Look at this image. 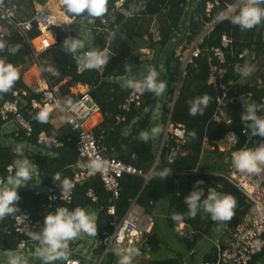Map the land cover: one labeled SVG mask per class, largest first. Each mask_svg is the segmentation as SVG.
Listing matches in <instances>:
<instances>
[{
  "label": "trees",
  "instance_id": "1",
  "mask_svg": "<svg viewBox=\"0 0 264 264\" xmlns=\"http://www.w3.org/2000/svg\"><path fill=\"white\" fill-rule=\"evenodd\" d=\"M32 1L19 0L17 3L20 5L22 2H26L32 6ZM36 1L41 5L46 3V0ZM116 1L107 0L106 12L102 16L96 17L93 26L89 29L91 33L89 40L83 38L82 35H77L72 29L65 32L61 27H52L51 32L55 42L50 49L55 51L62 77L71 84L86 86L100 108L103 123L94 131V134L96 137H102V144L106 149L105 156L130 164L144 173H147L156 162L154 172L157 175L146 183L142 177L123 176L119 180L118 199L114 201L117 218L123 216L133 201L148 214H152L151 210L158 202H167V227L170 231V240L158 235L156 225L154 233L147 238L141 248V251L148 253L150 259L147 261L137 260L135 264H195L198 254L192 253L194 245L201 238V235L209 236L211 234L212 225L215 222L211 220L210 214L204 212L203 209L198 210L195 216L188 215L183 197L189 191L193 190L194 187H200L205 189L206 194L207 188H213L218 192L230 193L234 196L236 200L234 215L231 220L224 221V234L240 226L248 215L249 204L244 196L227 181L224 171L219 170L221 163L210 161L212 157H217L218 160L222 161L224 156L228 154L219 152L214 143L222 139L231 130L239 134L244 125L240 119V114L243 111L245 101L257 104L259 106L258 114L264 115V102H262L264 100V77L261 78L262 85L259 86L256 81L252 82V79L249 78L250 71L246 75H243L242 72L250 50L255 52V60L264 54V19L248 29L231 23L227 18L220 20L202 38L198 45V56L185 65L184 74L179 80L176 97L173 100L175 85L182 66L180 56L176 55L174 49L163 61L162 68H159L158 59L155 60L154 58L156 52L161 55L166 51L173 35L178 31L179 24L186 13V7L189 6V0H124L119 9L114 6ZM211 1L213 0H199L191 12L187 13L188 31L185 36L187 45L201 34L205 24L217 20L226 11L227 6L234 5L238 0H218V6H215L209 16L206 17L204 8L206 3ZM0 2L6 6L14 3H6V0H0ZM259 7L264 8V0H261ZM19 12L20 9L17 10L16 14L18 20H20L18 18ZM85 15L87 14L82 13L75 16L79 18ZM145 17L151 19V28L155 30H158L159 27L162 28V21H165L164 29L158 33L156 41H152L150 37L146 39L145 33L137 31ZM101 18L105 20V23L101 22ZM118 32L121 33L120 42L124 41L126 46L124 45L116 55L109 56L103 72L99 73L95 68H84L81 73H77V67L81 65L77 59L79 53L89 48L106 51L111 39ZM26 35L32 39L37 35V31L34 28ZM223 35L229 36L233 43L232 53L225 52L226 63L224 67L227 66V72L221 82L226 86L224 97L221 95L219 85L214 87L208 84L210 66L207 60L210 48L219 46ZM67 36L83 39L85 49L78 50L76 54L66 52L63 47V40ZM142 48H145L146 51H152V56L149 57L146 52H142ZM184 51L186 48L181 49V52ZM239 55H243V58L238 59ZM28 60L34 59L23 37L9 24L1 22L0 61L24 68ZM229 63L230 65H228ZM147 66L156 67L155 70L159 73L158 79L167 82L164 92L155 95L153 92L145 90L142 92L141 106L138 109H133V107L128 111L119 109L129 93L135 89L126 86L123 81L129 79L141 81L149 69ZM45 71L47 72V70ZM47 76L51 80L50 75L47 74ZM63 83L62 81L59 82V90L61 88V94L67 96L70 92L68 90L69 84L63 85ZM12 90L27 92V96L21 97L19 111L24 119L29 122L31 133L27 137L25 131L18 128L17 137L10 133L6 135L8 138H5L10 139L11 143L29 144L36 148L37 151L23 149V155L32 161L37 168L41 188H53L55 185L60 187L64 180L71 181L76 172V166L80 162L75 146L76 132L67 125L55 129L49 114L45 122L37 121L34 118L35 113H30L28 106L29 100L34 96L20 76L9 91L0 92V105L13 99ZM203 95L209 98L207 107L203 109L202 113L190 115V102L193 98ZM171 103L172 107L169 110ZM157 108L159 109L161 125L165 123L169 115L171 121L183 124L186 128L185 143L171 164L167 162L166 158L173 146L172 141L165 144L158 159H156L161 134L149 136L146 142L141 141L139 136L142 131L147 132L150 128L153 113ZM229 121L230 123H228ZM42 132L62 142V147L53 148L50 144L38 145L37 137ZM68 138H71V141L68 142ZM238 138V147H241L243 139L240 135ZM262 140L264 141V137ZM10 144H0V179L2 180L7 178V167L16 158V153L13 151L15 147ZM204 145H207L208 148H204ZM165 173L167 174L164 176ZM54 174L59 175V181L52 180ZM197 181H203V183L197 185ZM17 191L19 195V200L16 202L17 207L28 212L40 227L43 216L48 211L49 203L45 198L36 196L32 190L19 187ZM88 191L93 192L96 202L87 196ZM110 201V195L105 192L101 182L96 177L82 185H75L72 202L67 207L80 206L96 212L98 214L97 232L110 233L112 228L109 224L114 219L106 214V208L110 205ZM60 205L66 206L59 203L52 206ZM177 215H180L181 218L176 219ZM197 222H204L205 226L200 228ZM179 223L186 226L183 225L182 230H177L176 235L188 242L195 239L192 246L181 244L182 242L175 237L174 230ZM196 236L198 237L196 238ZM19 241L20 236L13 232L10 216L0 217V253L16 251ZM100 254V250L96 251L97 256ZM217 255L216 246L214 243L210 244L209 249L202 254L198 264L214 263ZM263 257L264 251L254 257L249 264H257ZM111 260L112 256L101 264H109ZM32 264H44V261L39 259L37 262L32 261ZM51 264L59 263L52 261Z\"/></svg>",
  "mask_w": 264,
  "mask_h": 264
},
{
  "label": "built area",
  "instance_id": "2",
  "mask_svg": "<svg viewBox=\"0 0 264 264\" xmlns=\"http://www.w3.org/2000/svg\"><path fill=\"white\" fill-rule=\"evenodd\" d=\"M18 1L19 0H15L13 4L8 6L0 2V29L1 22H6L13 27V29H15L26 42V46L32 54L34 63L38 68H41L38 56L50 49L54 44V42L49 39V33L52 34L51 28H63L58 17L59 15L67 14L63 7V0H55L57 12L40 9L35 11L31 18L26 20H18L16 18L17 10L20 9L17 3ZM198 1L199 0H189V6L186 7V13L179 24V32L176 34V37L179 39L184 38V42H186L185 36L188 31L187 13L191 12ZM123 2L124 0H117L114 3L115 8L119 9ZM242 2L243 0H238L234 5L227 6L226 11L222 13L220 17L222 15L227 17L232 16ZM218 4V0L207 2L204 8L205 16L208 17L212 9L215 6H218ZM220 17L215 21L205 24L201 34L189 44V51L185 56L184 61L182 62L180 58L182 66L179 70L177 79L183 76L185 65L198 56V45L201 43L202 38L206 36L220 20H222ZM69 18L70 20L68 24L75 27L73 31L77 33V35H82L83 38L89 40L91 38L89 29L93 26L96 17L85 15L80 18H75L74 16ZM50 19H54L55 23H49ZM101 22L105 23V20L101 18ZM79 24H82V27H80ZM34 28L37 31V35L30 39L27 37L26 33ZM172 42H174V39ZM232 44V39L227 35H223L220 39L219 46L210 48L209 55L207 56L210 66L208 84L213 85L214 87L219 85L223 97L226 92V86L221 82L227 72V66L224 67L226 63L225 52L228 51L232 53ZM181 49L182 48H180V51ZM176 55L179 56V54ZM242 58L243 55L238 56V59ZM256 61L255 52L250 50L243 65V75H246L245 73H248L249 69L251 70ZM228 65H230V63ZM95 69L97 72L102 73V64L95 67ZM83 70L84 67L81 65L77 67V73H81ZM123 83H125V80ZM178 83L179 82L177 81L173 100L176 97ZM256 83L261 86V79L256 80ZM29 90L34 96L28 102L30 113L36 114L44 107L49 109V115H51L56 109H61L63 111L65 115L64 124L69 126L72 131L76 132L75 146L80 162L76 166V172L73 174L71 181H69L72 187L68 191H63L62 185L60 187L55 185L53 188H41L39 185L38 170L35 166L34 180H30L21 188L32 190L36 196L45 198L49 203L47 210L54 211L56 208L52 206L54 204L56 205L59 203L66 206L71 204L75 185H82L91 178L97 177L101 182L103 189L110 195L111 199L110 205L106 208V214L114 218L109 224L112 228L110 233L96 232V236L82 233L77 238L68 242L67 256L55 261L59 264H101L112 256V260L109 264H119V257L115 254L116 248L135 249V252L132 255L131 264H135L137 260H149L150 257L148 253L141 251V248L147 238L154 233L157 223L156 216L146 213L142 207L133 201L123 216L117 218L114 201L118 199L119 180L123 176L129 175L142 177L146 183L152 177L157 175L154 172L156 162H154L152 168L147 173H144L130 164L105 156L106 149L102 144V137H96L94 134V131L103 123V115L86 86L82 91L74 92L71 100L65 101L60 95L59 86L54 84L47 74L42 73L39 81L32 85V87H29ZM11 95L13 98L11 101L3 102L0 105V121L2 123L0 125L1 145L10 144L11 141L10 139H7L8 137L6 135L13 133L14 136L17 137L18 128H22L27 137L31 133L29 122L24 119L19 111L21 97L27 96V92L12 90ZM141 96L142 92L133 89L119 109L125 111H128L131 107H133V109H138L141 106ZM262 102H264V100H262ZM171 107L172 103L169 105L168 109L171 110ZM152 128H157L159 130L155 135L161 134L156 159H158L160 151L165 144L168 143V141L173 142V146L166 158L167 162L171 164L176 154L180 152L181 147L185 143V126L171 121L169 115L167 116L165 123L161 125L159 109L157 108L153 113L152 124L147 131L150 137L155 136L151 133ZM243 128H245L244 125L242 129ZM242 129L239 131V134L232 130L229 131L222 139L215 142L214 146L219 152L228 153L231 160V171L225 176V178L244 196L246 202L249 204V211L245 221L233 231H230L229 236L228 233L224 234V221H217L218 227L215 231H218L219 233L221 228H223V230L217 239V242L214 244L218 250L217 259L214 263L209 264H249L254 257L264 251V164L260 165V170L258 172L249 173L247 171L237 170L232 163V153L234 151L239 150L242 147L255 148L258 143H264V141L262 140L263 137L250 136L246 130L242 132ZM230 134H235L236 136V142L234 144L227 139ZM238 135L243 139V145L241 147H238ZM67 141H71V138H68ZM36 142L38 145L50 144L53 148L62 147V142L52 136L46 135L44 132L38 135ZM10 145L16 147L18 144L11 143ZM204 148H208V146L204 145ZM23 149L37 151L36 148L29 144H24ZM7 172L8 176L12 174L8 167ZM59 179L60 177L58 174L53 175L54 181L57 182ZM87 196L91 198L93 202H96V197L92 191H88ZM17 208V213L9 215L12 220L13 232L20 236L17 250L0 254L19 256L21 258V264H25V262H28L29 260L37 262L41 259L36 254V249L40 247V244L38 241L32 240L29 233L38 231L39 226L34 222L28 212L21 210L19 207ZM87 211L95 217V221L97 222L98 214L90 210ZM181 225L183 224L179 223L175 227V234ZM189 230H191V228H189ZM134 232L135 235H133ZM197 234L199 235L198 232ZM226 236L228 238H226ZM197 237L198 236H196V238ZM177 238L186 246H192V244L195 243V239L192 242H188L178 236ZM224 239H228V241L226 242ZM99 250L101 251V254L97 256L96 251ZM257 264H264V257L260 259Z\"/></svg>",
  "mask_w": 264,
  "mask_h": 264
},
{
  "label": "clouds",
  "instance_id": "3",
  "mask_svg": "<svg viewBox=\"0 0 264 264\" xmlns=\"http://www.w3.org/2000/svg\"><path fill=\"white\" fill-rule=\"evenodd\" d=\"M260 2L261 0H243L234 15L231 17L222 15L220 18H227L231 23L244 29L252 28L264 19V8L259 7ZM106 4L107 0H63V7L67 12L64 15L66 16L64 23L69 22V17L77 18L75 15L82 13H86L89 17H100L106 12ZM49 23H55V20L50 19ZM49 39L55 42L51 33H49ZM63 47L66 52L76 54L78 50L85 49V41L76 36H67L63 40ZM110 55L104 50L89 48L80 52L77 59L82 67L95 68L101 64L106 65ZM155 69L156 67L154 69L149 68L141 81L129 79L125 81V85L140 92L147 90L155 95H160L164 92L166 83L158 79L159 73ZM18 75V69L13 64L0 61V92L9 91L18 79ZM208 100L206 95L193 98L190 102L189 114L202 113L203 109L207 107ZM258 109L259 106L254 102L245 101L243 103L240 119L245 128L242 129V132L246 130L250 136L264 137V115L258 114ZM48 112L47 107L41 108L34 118L39 122H45L48 118ZM158 131L157 128L151 129L153 135ZM139 136L141 141L146 142L149 139V134L146 131H142ZM235 137V134H230L227 139L234 144L236 142ZM13 151L16 153V158L8 165L12 174L6 179L0 180V217L17 213L16 202L19 200L17 189L25 186L30 180L33 181L36 170L33 162L23 155L22 144H18ZM232 163L237 170L249 173L258 172L260 165L264 164V143H258L255 148L242 147L234 151ZM202 183L203 181L196 182L197 185ZM71 187L72 185L68 180L63 181V191H68ZM183 201L187 206L188 215L195 216L198 210L203 209L216 221L231 220L236 206V200L232 194L221 193L213 188H207L205 194V189L194 187L183 197ZM175 218L180 219L181 216L177 215ZM96 232L95 217L85 208L80 206L68 208L60 205L54 211H46L39 230L31 232L29 235L32 240L38 241L40 244V247L36 249V254L44 261V264H51L52 261L67 256L70 240L77 238L82 233L96 236ZM134 252L135 249L133 248L115 249V254L119 257V264H131ZM9 264H21V258L10 255Z\"/></svg>",
  "mask_w": 264,
  "mask_h": 264
},
{
  "label": "rangeland",
  "instance_id": "4",
  "mask_svg": "<svg viewBox=\"0 0 264 264\" xmlns=\"http://www.w3.org/2000/svg\"><path fill=\"white\" fill-rule=\"evenodd\" d=\"M24 5H26V4H24ZM54 10H52V11H54ZM164 24H165V21H162V25H161L162 28L159 27L158 30L152 29L151 28V19H148L147 17H145L142 20V24L140 23V25L138 26L137 31L140 32V33H145L146 34V39H147V37L148 38L150 37L152 41H156V39L158 38V33H160L164 29ZM79 26L82 27V24H79ZM178 32L179 31H177L173 35L172 40L174 39V42H172V40H171L170 44L168 45L166 51L163 54L159 55L158 52L155 53V58L154 59L155 60L158 59V63L160 64L159 68H162L163 61H165L167 55L171 51H173L174 49L176 51L175 53L179 54L182 62L184 61L185 56L187 55V53L189 51V45H187V43L184 42V38L179 39V38L176 37V34ZM120 36H121L120 32H118L117 34H115L113 36V38L111 39V41H110L108 47L106 48L105 52H108L111 55H113V54L116 55L119 51H121V49L125 45V42L124 41L120 42V40H119ZM180 48H187V49H186V51L181 53ZM141 50H142V52H146L149 57L152 56V53H153L152 51H150V50L146 51L145 48H142ZM38 59H39L40 64L42 65L41 68L39 67L40 75H42V73L48 74L45 71L46 70L45 66H43L44 65L43 63L45 61L44 56L41 54L40 56H38ZM104 67H105V64H102V70L105 69ZM147 67L151 68V66L150 67L147 66ZM152 69H154V66H152ZM254 72L257 73V75H264V54L261 56L260 60L258 61L257 65H256V67L254 69ZM166 84H167V82H166ZM83 87H85V86H83ZM80 90L82 91L83 89L77 88L76 91L78 92ZM70 96H73V94L67 95V97H70ZM64 122H65V115H64L63 111L61 109H56L51 114V123H52V125L55 128H57V127L59 128L60 126L63 125ZM210 162L221 163L220 167H219V170L224 171L225 174H228L231 171V168H230L231 167V165H230L231 160L228 157V154H226L224 156L222 161L218 160L217 157H212ZM166 211H167V202L166 201H160L156 205L153 206V208L151 210V213L154 216H156V218H157V223H156L157 229L156 230L158 232V235L163 237L166 240H170V231H169V228L167 227V222L168 221H167ZM211 220H213V219L211 218ZM205 222H207V221H205ZM213 222H216V220H213ZM214 224H215V226H214ZM214 224L212 225L213 229L211 231V234L209 236L201 235V238H199V240L194 245L192 253H196V255L198 254L197 255L198 259H197L195 264H198L200 262L202 254L206 250L209 249V245L213 244V243L215 244L217 242V239L219 238V236H220V234H221V232L223 230V228H221L219 230V233H218V231H215L217 229V227H218V222H216ZM197 225H198V227L203 228L205 226V223L204 222H197ZM182 228L183 227H181L180 229H177V230H182ZM174 235H176V234L174 233ZM228 236H229V233H228ZM175 237H177V235ZM226 238H228V237L226 236ZM225 241L227 242L228 239L225 240ZM181 244H183V243H181ZM186 262L188 263L187 259H186ZM0 264H9V256L5 255V254H3V255L0 254ZM25 264H32V261L29 260L28 262H25Z\"/></svg>",
  "mask_w": 264,
  "mask_h": 264
},
{
  "label": "crops",
  "instance_id": "5",
  "mask_svg": "<svg viewBox=\"0 0 264 264\" xmlns=\"http://www.w3.org/2000/svg\"><path fill=\"white\" fill-rule=\"evenodd\" d=\"M14 1L15 0H6V3H9V2L11 3V2H14ZM24 4H26V5H24ZM18 5H19V3H18ZM19 7H20V12H19V15H18L19 17L18 18H20V20H26V19L31 18L33 13L35 11H37V10H40V9H46L48 11H52V10L55 9L52 12H57L56 11L55 0H46V3L44 5H41L40 3H38V1L33 0L32 1V6L28 5L26 2H22V3H20ZM56 14H59V13H56ZM64 17H66V16H64ZM61 24L63 26L67 25L68 30L69 29H72V30L75 29V27H73L72 25H70L68 23L61 22ZM41 54L44 56V59H45V61L43 63L44 64L43 66H45V69L47 70L48 75H50L52 82H54L57 85H59V87H60L59 82H61V81H62V83H63V81H65V83H63V85L64 84H66V85L69 84V86H68V90L70 91L69 95L70 94H74V92H77L76 91L77 88L84 89V87L81 86V85H74V84L71 85V83H69L67 79L62 77L61 72H60L59 63H58V60L56 58L55 51H51V49H48L47 51H45V52H43ZM260 58L256 61V63L252 66V68L250 70V74H249L250 77L249 78L252 79V82H255L256 80L261 79L262 77H264V75H257V73L254 72V69H255L258 61L260 60ZM28 62L25 63V67L24 68H21V67H16V68L18 69V73H19L18 77L20 76L22 81H23V83L29 88V87H32V85H34L36 82L39 81V79H40V71H39L38 66L34 63L33 60H28ZM60 91H61V88H60L59 92ZM60 95H61L62 99H64L65 101L71 99V97L73 98V96L67 97L64 94H61V92H60ZM64 123L60 127H63L65 125ZM55 129H58V127L55 128ZM230 165H231V162H230Z\"/></svg>",
  "mask_w": 264,
  "mask_h": 264
},
{
  "label": "bare ground",
  "instance_id": "6",
  "mask_svg": "<svg viewBox=\"0 0 264 264\" xmlns=\"http://www.w3.org/2000/svg\"><path fill=\"white\" fill-rule=\"evenodd\" d=\"M59 22H64V17L62 15H59ZM183 227V225L180 226V228ZM178 228V229H180Z\"/></svg>",
  "mask_w": 264,
  "mask_h": 264
},
{
  "label": "water",
  "instance_id": "7",
  "mask_svg": "<svg viewBox=\"0 0 264 264\" xmlns=\"http://www.w3.org/2000/svg\"><path fill=\"white\" fill-rule=\"evenodd\" d=\"M63 30L65 31V32H67L68 31V27L67 26H63ZM180 79V78H179ZM179 79H178V82H179ZM178 85H179V83H178Z\"/></svg>",
  "mask_w": 264,
  "mask_h": 264
}]
</instances>
